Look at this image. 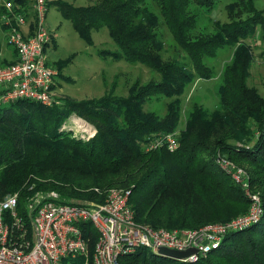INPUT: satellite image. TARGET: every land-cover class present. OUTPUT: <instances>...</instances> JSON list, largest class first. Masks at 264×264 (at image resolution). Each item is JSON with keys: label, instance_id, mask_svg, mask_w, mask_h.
<instances>
[{"label": "trees", "instance_id": "trees-1", "mask_svg": "<svg viewBox=\"0 0 264 264\" xmlns=\"http://www.w3.org/2000/svg\"><path fill=\"white\" fill-rule=\"evenodd\" d=\"M212 3L102 0L78 8L57 4L85 41L91 44V32L107 28L118 47L108 55L141 63L161 79L136 87L138 92L127 98L104 94L84 100L58 98L51 106L30 100L0 104V201L18 194L28 240L33 237L30 199L40 195L46 200L53 191L59 203L92 207L104 203L111 188L129 190L138 223L180 231L237 218L250 210L251 195L260 193L261 219L228 233L199 261L140 248L123 256L121 264H264V106L247 87L254 61L247 40L260 24L253 17L221 25L214 35L193 36L198 24L193 6L204 9ZM162 26L172 33L182 58H163ZM225 48L234 54L223 72L219 107L208 111L194 104L186 128L177 131L181 96L197 77L214 76L206 60ZM153 97L175 99L160 115L143 110ZM73 117L94 129V136H76ZM170 133L178 138L176 150L164 145L149 149L152 141ZM223 159L246 168L248 188L221 167ZM88 238L89 254L66 258L62 264H94L97 236Z\"/></svg>", "mask_w": 264, "mask_h": 264}, {"label": "built area", "instance_id": "built-area-1", "mask_svg": "<svg viewBox=\"0 0 264 264\" xmlns=\"http://www.w3.org/2000/svg\"><path fill=\"white\" fill-rule=\"evenodd\" d=\"M0 1L9 29V42L18 55L16 62L0 67V104L19 100L46 106L57 103L60 97L54 87L59 71L48 62L45 51L52 40L51 32L44 26L49 10L46 0H35L31 8L36 29L30 37L22 31L27 11L18 10L12 0ZM163 145L176 150L179 142L175 133L160 136L149 144V149ZM219 162L237 183L248 188L243 169L224 159ZM56 195L52 192L46 200L40 195L30 199L27 211L31 214L33 228L31 240L27 239L18 194L0 201V264H62L66 258L88 255V235L93 233L97 236L94 264H121L123 256L140 248L159 253L161 247L192 251L179 260L194 263L217 249L228 233L248 228L263 214L261 197L252 194L250 210L235 220L211 223L194 230L154 229L137 222L129 205V190L111 188L105 202L92 207L59 203Z\"/></svg>", "mask_w": 264, "mask_h": 264}, {"label": "rangeland", "instance_id": "rangeland-1", "mask_svg": "<svg viewBox=\"0 0 264 264\" xmlns=\"http://www.w3.org/2000/svg\"><path fill=\"white\" fill-rule=\"evenodd\" d=\"M12 1L21 11L22 9L30 10L35 2V0H24L22 3ZM101 1L46 0L49 10L44 26L51 32L52 37L46 49V57L48 62L60 73L55 82V93L60 98L70 97L84 100L100 98L104 94H114L116 97L127 98L138 92L136 87L161 79L159 73L141 63L133 64L108 55L107 53L118 50V47L112 40L107 28L93 30L91 32V44L85 41L73 27L72 22L63 15L61 7L57 6V4H67L78 8L94 5ZM193 7H195L193 8L194 11H198V24L193 36L202 33L214 35L221 25L233 21H252L253 17L257 18L260 25L255 24L257 26L256 34L247 40L252 43L254 54L247 87L251 97L263 103L262 106H264V0H213L209 8L201 9L196 5ZM1 8L3 7L1 6ZM1 22L3 24L2 20ZM34 23L36 24V21ZM160 30L161 34L163 32L165 41L163 58L165 60L173 57L182 58L181 50L176 45L172 33L166 26H162ZM0 35L3 39L5 38V32H1ZM233 54L232 49L225 48L219 49L216 57L207 58L208 66L214 69V76L209 79L197 77L187 87L181 96V115L177 131L186 128V121L194 104L202 105L208 111L219 107L221 85L224 83L223 72L231 64ZM174 99L153 97L143 105V110L165 115L168 105ZM76 119V117L72 119L74 134L86 139L93 137L95 130L84 125L83 120ZM67 129L70 130V127ZM90 133L93 135L89 136ZM238 167L246 170L243 166ZM53 192L57 194L55 191ZM258 194L260 195V193ZM251 206L252 201L249 208ZM148 251L152 252L150 249Z\"/></svg>", "mask_w": 264, "mask_h": 264}, {"label": "crops", "instance_id": "crops-1", "mask_svg": "<svg viewBox=\"0 0 264 264\" xmlns=\"http://www.w3.org/2000/svg\"><path fill=\"white\" fill-rule=\"evenodd\" d=\"M25 9H28V7H25ZM4 14L5 11L3 10V8H1V1H0V33L5 32L4 39L0 35V66H6L12 64L16 62L18 59V55L15 48L9 42V29L5 25V20L3 17ZM27 14H28L27 15L28 17H26L27 21L26 24L22 26V31L26 37H30L35 32L36 24L34 23L35 18H34V14L32 13V9L27 10ZM1 20L3 21V24Z\"/></svg>", "mask_w": 264, "mask_h": 264}, {"label": "water", "instance_id": "water-1", "mask_svg": "<svg viewBox=\"0 0 264 264\" xmlns=\"http://www.w3.org/2000/svg\"><path fill=\"white\" fill-rule=\"evenodd\" d=\"M158 251L160 254H163L165 256H168L174 259H183V258L188 257L192 253V251L179 252V251L171 250V249L164 248V247H161Z\"/></svg>", "mask_w": 264, "mask_h": 264}]
</instances>
